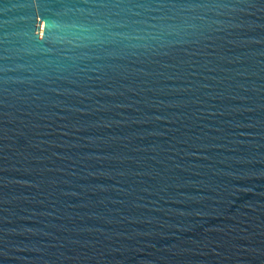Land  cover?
I'll list each match as a JSON object with an SVG mask.
<instances>
[{
    "label": "water",
    "instance_id": "obj_1",
    "mask_svg": "<svg viewBox=\"0 0 264 264\" xmlns=\"http://www.w3.org/2000/svg\"><path fill=\"white\" fill-rule=\"evenodd\" d=\"M0 264H264V0H0Z\"/></svg>",
    "mask_w": 264,
    "mask_h": 264
}]
</instances>
